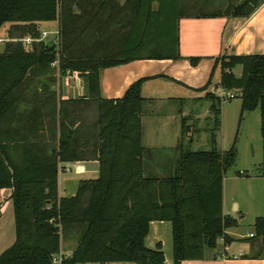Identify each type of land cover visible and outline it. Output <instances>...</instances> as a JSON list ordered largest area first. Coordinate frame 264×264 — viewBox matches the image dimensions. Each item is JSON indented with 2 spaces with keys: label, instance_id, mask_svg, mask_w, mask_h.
Here are the masks:
<instances>
[{
  "label": "trees",
  "instance_id": "obj_1",
  "mask_svg": "<svg viewBox=\"0 0 264 264\" xmlns=\"http://www.w3.org/2000/svg\"><path fill=\"white\" fill-rule=\"evenodd\" d=\"M263 2L0 0V28L10 24L11 39L0 51V188L10 190L15 219V239L0 264H54L63 239L74 246L61 264H164L160 243L153 249L144 243L153 220L171 222L172 264L202 259L219 238L227 241L231 219L222 213V180L235 161L234 145L193 151L181 143L178 157L165 161L168 170L151 172L142 144L141 85L155 76L105 98L100 73L137 59L177 60L181 18L247 17ZM47 21L57 22V40L39 39ZM27 36L30 45L22 40ZM219 59L225 60L219 86L240 92L241 114L259 109L264 176V54L216 57L209 79L195 90L210 84ZM236 64L239 74L232 71ZM66 70L82 78L80 97L62 98L51 88ZM204 96L218 129L220 96ZM90 160L98 163L97 177L80 179L75 194L60 196L59 164ZM255 230L261 240L262 220Z\"/></svg>",
  "mask_w": 264,
  "mask_h": 264
},
{
  "label": "crops",
  "instance_id": "obj_2",
  "mask_svg": "<svg viewBox=\"0 0 264 264\" xmlns=\"http://www.w3.org/2000/svg\"><path fill=\"white\" fill-rule=\"evenodd\" d=\"M178 37L180 58L177 60L137 59L104 68L100 73L99 91L100 95L105 98L120 97L135 80L155 76L144 81L141 85V95L145 98L141 104L140 116L142 144L146 151V158H150L147 165L151 172L159 170L165 172L168 170L165 161L177 158L180 154L181 119H191L193 113L190 106L186 107V105L187 103L191 105L192 100L207 98L202 92L205 93L209 89H195L203 87L209 79L215 58L222 55L264 54V2L247 17L224 15L181 18L178 23ZM191 58L198 59L196 64H191ZM217 68L216 64L212 73L213 75L217 73L216 85L218 86L220 70ZM57 75L56 87L52 84L51 88L53 87L52 89H55L57 94H61L62 98H77L83 95L81 77L75 76L67 80L61 75ZM162 103L172 105L178 103L180 107L172 106L169 112L161 114L159 108ZM210 106L211 101L204 113H207L206 118L211 119L210 123H212ZM176 112L180 115L178 133L173 129L171 134L167 133L165 136L163 130L148 131L147 125H150L151 122L165 126L175 117ZM195 115L197 119L205 117L204 114L203 116ZM257 116H259L257 120L260 132L259 109ZM155 134L158 136L157 139L154 138ZM188 136H191L190 133L187 134L186 139ZM183 145L182 149H184ZM77 163L83 166V172L76 173L74 171ZM259 166L255 170L252 169L251 173L244 169H238L237 174L229 173L227 175L226 173L231 167L226 171L222 180V213L231 219L229 226L225 229L227 241L219 238L216 247L207 250L204 258L186 259L182 260L180 264H264V234L260 240L255 230L256 219L262 220L264 226V176L260 174ZM249 167L251 169L252 166ZM59 169L58 192L60 196L75 194L80 179L95 178L98 175V163L94 160L60 163ZM72 170L76 178L66 179V177L64 179V175ZM236 184H244L246 190H240L243 188ZM0 190H4L5 195H9L8 188H0ZM244 215H251L254 220V230L245 235L235 230L237 223L243 219ZM250 234L253 235L250 236ZM144 243L152 249L156 247L157 243H160L165 259L164 264H172L173 247L170 221H150ZM73 246V241L66 243L62 240L59 251L70 254ZM105 264L136 263L108 262Z\"/></svg>",
  "mask_w": 264,
  "mask_h": 264
},
{
  "label": "rangeland",
  "instance_id": "obj_3",
  "mask_svg": "<svg viewBox=\"0 0 264 264\" xmlns=\"http://www.w3.org/2000/svg\"><path fill=\"white\" fill-rule=\"evenodd\" d=\"M40 35L42 30L47 31V35L42 38L45 41L56 40L55 30H57V23L55 21L43 22L39 26ZM10 33V24H4L0 28V51L3 50L4 44L11 40L8 38ZM39 35V36H40ZM28 37V36H27ZM25 37V38H27ZM24 38V39H25ZM24 39H22L24 41ZM30 45V44H29ZM225 60H218V68L224 63ZM55 64L54 67H56ZM217 68V70H218ZM241 70V65L236 64L233 66V72L239 74ZM57 71V69H56ZM210 75V74H209ZM217 73L212 75L211 82L205 89H209L211 93L220 96V127L218 129L214 128V124L210 123L211 119L206 118L207 106L210 103L209 98H201L196 101L192 100L191 105L187 103L186 107H189L193 110L191 119H184V127L182 128V145L184 149L190 150H206L215 146L219 150H227L230 146L234 145L236 152V158L232 167L226 173H235L237 174L238 169H244L246 172L251 173L252 169L260 165L263 160L262 156V142L261 136L258 127L257 112L258 108L254 109L251 112H243L241 114V98L240 92L236 88H232L230 91L234 97L225 99L221 97V93L227 92V90L216 85L217 84ZM54 87H56V81H54ZM53 86V85H52ZM217 86V87H216ZM206 93V91H205ZM205 93L202 92L203 95ZM179 108L180 105L177 103L175 105L162 103L160 105L159 111L161 114H166L169 112L171 107ZM201 115L197 119L195 116ZM175 117L168 122L167 125L162 126L160 123L147 125L148 131H165V136L167 133H172V130L175 129L176 132H179L180 127V115L176 112ZM153 121V119H150ZM158 124V125H157ZM190 128V130H189ZM190 133V137L186 139L187 134ZM154 138L157 139L158 136L155 134ZM214 138V141H213ZM249 166H252L251 169ZM74 171L64 175V179L76 178ZM239 177L242 175H238ZM244 176V175H243ZM79 180V178H78ZM238 187L243 188L240 190H246L244 184H236ZM4 190H0V253L11 245L15 239V219H14V209L13 203L7 198ZM253 217L251 215H244L243 219L239 221L235 227V230L240 234H247L251 230H254ZM66 243L71 242L67 241ZM85 264H94V263H85Z\"/></svg>",
  "mask_w": 264,
  "mask_h": 264
},
{
  "label": "built area",
  "instance_id": "obj_4",
  "mask_svg": "<svg viewBox=\"0 0 264 264\" xmlns=\"http://www.w3.org/2000/svg\"><path fill=\"white\" fill-rule=\"evenodd\" d=\"M57 33H58L57 30H55V34H56L55 37H56V40H57ZM46 35H47V31H46V30H42L39 39L44 38V36H46ZM33 40H34V39L31 38V37H27V38L24 39V43H25L26 45H29ZM36 40H38V39H36ZM75 76H76V74H75L73 71H71V70H66V71L64 72V74L62 75V77H64V78L67 79V80H70V79H72V78L75 77ZM221 97H222V98H225V99H229V98L234 97V95L231 93L230 90H227V92H225V93H221ZM65 170L67 171V169H65ZM83 170H84V169H83V166H82L81 164L77 163V165L75 166L74 171H75L76 173H81V172H83ZM252 235H253V234H250V236H252ZM68 256H69V254H66V253H63V252L59 251V252H57V253H55V254H53V255L51 256V260H52V263H54V264H61L62 261H63L64 259H66Z\"/></svg>",
  "mask_w": 264,
  "mask_h": 264
}]
</instances>
